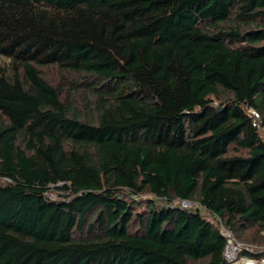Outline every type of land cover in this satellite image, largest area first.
I'll return each instance as SVG.
<instances>
[{
	"label": "trees",
	"instance_id": "16d2710c",
	"mask_svg": "<svg viewBox=\"0 0 264 264\" xmlns=\"http://www.w3.org/2000/svg\"><path fill=\"white\" fill-rule=\"evenodd\" d=\"M0 57V264H231L222 228L264 245V0H0ZM48 67L88 80L92 115Z\"/></svg>",
	"mask_w": 264,
	"mask_h": 264
},
{
	"label": "rangeland",
	"instance_id": "374dc122",
	"mask_svg": "<svg viewBox=\"0 0 264 264\" xmlns=\"http://www.w3.org/2000/svg\"><path fill=\"white\" fill-rule=\"evenodd\" d=\"M0 66H5L10 69V60L4 57H0ZM41 74L49 84L57 88L62 93V99L71 103L74 110H76L80 114H83L85 117L92 115L94 97L92 90H90L91 84L86 78L78 76L74 73L64 72L57 67L44 68L41 70ZM1 183L5 184L6 182L2 181ZM50 197L53 200H60L64 197V194L61 192V188L54 187L52 188V192H50ZM150 198H152L150 195H144L139 199L141 202H144ZM160 203L161 205L165 204L162 202ZM175 204L183 208L197 206L194 202L185 204H182V202H176ZM204 216H207V213H204ZM208 218L213 221V218ZM215 222H218V220H215ZM233 235L237 241L245 245V248H247L246 251L250 250L248 252L251 254V256L249 255L250 258L256 259L258 262L261 261L262 258H264V245L251 244L250 240L245 242L238 239L235 233H233ZM246 251L244 253H247Z\"/></svg>",
	"mask_w": 264,
	"mask_h": 264
},
{
	"label": "built area",
	"instance_id": "2783aa9c",
	"mask_svg": "<svg viewBox=\"0 0 264 264\" xmlns=\"http://www.w3.org/2000/svg\"><path fill=\"white\" fill-rule=\"evenodd\" d=\"M250 116L252 118V126L258 131L260 137L264 141V123L261 117V114L255 109L251 108L249 110ZM190 203L182 201V204ZM222 234L227 240V245L225 247V259L231 264H248L249 262L253 264H264V258L261 261L250 258L249 255H246L244 252L247 250L245 245L237 241L233 233L226 229L222 228ZM250 250L246 251L249 252Z\"/></svg>",
	"mask_w": 264,
	"mask_h": 264
},
{
	"label": "bare ground",
	"instance_id": "6f19581e",
	"mask_svg": "<svg viewBox=\"0 0 264 264\" xmlns=\"http://www.w3.org/2000/svg\"><path fill=\"white\" fill-rule=\"evenodd\" d=\"M248 264H253V263L249 262Z\"/></svg>",
	"mask_w": 264,
	"mask_h": 264
}]
</instances>
